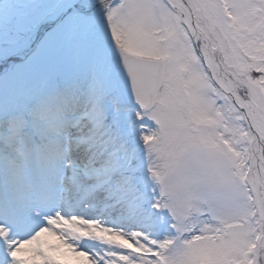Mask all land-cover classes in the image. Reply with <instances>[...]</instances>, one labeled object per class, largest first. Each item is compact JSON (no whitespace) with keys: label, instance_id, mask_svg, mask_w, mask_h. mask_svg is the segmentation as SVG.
<instances>
[{"label":"snow or ice","instance_id":"snow-or-ice-1","mask_svg":"<svg viewBox=\"0 0 264 264\" xmlns=\"http://www.w3.org/2000/svg\"><path fill=\"white\" fill-rule=\"evenodd\" d=\"M0 264H264V0H0Z\"/></svg>","mask_w":264,"mask_h":264}]
</instances>
